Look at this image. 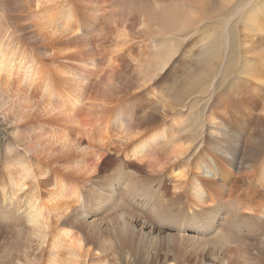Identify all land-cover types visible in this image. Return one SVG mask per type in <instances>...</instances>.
<instances>
[{
  "label": "bare ground",
  "instance_id": "1",
  "mask_svg": "<svg viewBox=\"0 0 264 264\" xmlns=\"http://www.w3.org/2000/svg\"><path fill=\"white\" fill-rule=\"evenodd\" d=\"M16 9L0 264H264V0Z\"/></svg>",
  "mask_w": 264,
  "mask_h": 264
},
{
  "label": "rangeland",
  "instance_id": "2",
  "mask_svg": "<svg viewBox=\"0 0 264 264\" xmlns=\"http://www.w3.org/2000/svg\"><path fill=\"white\" fill-rule=\"evenodd\" d=\"M22 12V9H16L14 11H5L3 13H0V34H5L7 36L11 35L12 33H23L24 30H22V27L20 26V18L21 15H23ZM15 34H13V36H15ZM41 46L42 44L40 42L34 45L33 50L36 51V54H38V52H41ZM2 109V105H0V141L5 140L6 138L18 136L24 132L18 131V129L15 128L14 119H16L17 117L15 112H4L2 111ZM120 263L127 264V262L124 260Z\"/></svg>",
  "mask_w": 264,
  "mask_h": 264
}]
</instances>
